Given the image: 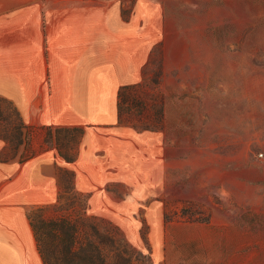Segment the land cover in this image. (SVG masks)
I'll return each instance as SVG.
<instances>
[{"label":"rangeland","instance_id":"374dc122","mask_svg":"<svg viewBox=\"0 0 264 264\" xmlns=\"http://www.w3.org/2000/svg\"><path fill=\"white\" fill-rule=\"evenodd\" d=\"M108 1L148 48L140 86L119 130L81 128L73 164L41 129L32 159L0 162V235L61 215L60 193L142 264H264V0Z\"/></svg>","mask_w":264,"mask_h":264},{"label":"crops","instance_id":"0c3cea01","mask_svg":"<svg viewBox=\"0 0 264 264\" xmlns=\"http://www.w3.org/2000/svg\"><path fill=\"white\" fill-rule=\"evenodd\" d=\"M147 55L115 2L0 0V98L27 125L85 128V139L119 130L118 90L140 81ZM23 237L4 229L0 264H42L27 217ZM26 246L31 258L13 252Z\"/></svg>","mask_w":264,"mask_h":264},{"label":"trees","instance_id":"16d2710c","mask_svg":"<svg viewBox=\"0 0 264 264\" xmlns=\"http://www.w3.org/2000/svg\"><path fill=\"white\" fill-rule=\"evenodd\" d=\"M138 86L140 84L124 86L118 90L117 119L119 123L122 120L123 105L129 100L128 92ZM39 129L45 131L42 141L45 148L56 149L58 155L67 163L75 161L74 149L82 134L81 128L27 125L17 109L7 100L0 98V138L9 144L11 151L10 157L8 154L0 157V162H7L14 158L20 146H23V149L19 156V163L32 159L36 155L33 140L35 132ZM74 133L78 135L75 137ZM59 175L61 183L63 177L70 178L66 183L77 194L74 173L62 170ZM63 198V195L59 193L55 210L61 212V215L56 218L44 219L37 217L33 212L27 214L42 264H142L148 262V259L144 257L132 258L134 254L132 246L101 234L93 222V217H87L85 212L75 211L72 203L61 204ZM86 200L88 203V197ZM38 211L41 213L43 209Z\"/></svg>","mask_w":264,"mask_h":264}]
</instances>
